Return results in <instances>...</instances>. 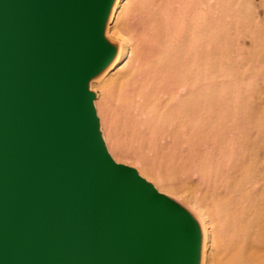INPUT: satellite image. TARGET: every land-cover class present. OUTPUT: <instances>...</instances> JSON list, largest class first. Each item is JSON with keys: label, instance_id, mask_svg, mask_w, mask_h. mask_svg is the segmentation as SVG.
<instances>
[{"label": "water", "instance_id": "obj_1", "mask_svg": "<svg viewBox=\"0 0 264 264\" xmlns=\"http://www.w3.org/2000/svg\"><path fill=\"white\" fill-rule=\"evenodd\" d=\"M117 0H0V264H201L199 220L104 140Z\"/></svg>", "mask_w": 264, "mask_h": 264}, {"label": "rangeland", "instance_id": "obj_2", "mask_svg": "<svg viewBox=\"0 0 264 264\" xmlns=\"http://www.w3.org/2000/svg\"><path fill=\"white\" fill-rule=\"evenodd\" d=\"M126 2L111 32L132 52L122 82L91 85L109 152L207 220L205 264H256L246 258L264 242V0Z\"/></svg>", "mask_w": 264, "mask_h": 264}, {"label": "bare ground", "instance_id": "obj_3", "mask_svg": "<svg viewBox=\"0 0 264 264\" xmlns=\"http://www.w3.org/2000/svg\"><path fill=\"white\" fill-rule=\"evenodd\" d=\"M126 0H117L115 3V6L113 8V12L111 17H113V20L111 21V24L107 26V32H106V37L110 42H117L118 43V47H117V55L116 58L114 60V62L101 74V76L99 78H103L106 79V85H111V84H116V83H120L121 81V73L122 71H124V69L127 67V65H129L130 59L132 57V52L129 50V45L126 43L121 44L120 42H118L117 39H115L112 35L111 32L112 30H116L118 28V17L121 13V11L123 10L125 4H126ZM160 23V22H159ZM158 23V24H159ZM204 30V29H203ZM199 32V31H198ZM206 32V31H205ZM161 33V32H160ZM161 35V34H160ZM171 35V34H170ZM121 36V35H120ZM188 39V38H187ZM125 41V40H124ZM182 41V40H181ZM179 42V41H178ZM181 44V43H180ZM176 47V46H175ZM182 47V46H181ZM183 48V47H182ZM185 51V50H184ZM186 53V52H185ZM178 64V63H177ZM122 85V83L120 84V86ZM206 86V85H205ZM198 88V87H197ZM212 92V91H211ZM208 93V92H207ZM187 96V95H186ZM191 96V95H190ZM213 96V95H212ZM202 98V97H201ZM201 101V100H200ZM190 102V101H189ZM188 102V103H189ZM196 109V108H195ZM185 110V109H184ZM183 110V111H184ZM196 111V110H195ZM186 113V112H185ZM182 114V113H181ZM191 116V115H190ZM103 131V130H102ZM104 136V140L105 143L107 145V148L109 150L108 147V141ZM113 137V136H111ZM114 138V137H113ZM112 138V139H113ZM115 140V141H114ZM115 144V146H117L119 148V139L116 140V138H114L112 140ZM111 154V153H110ZM112 155V154H111ZM112 157L114 158V156L112 155ZM115 159V158H114ZM190 174H200V178L202 179H206V174L203 171L200 170H190L189 171ZM188 174V173H187ZM164 180V179H163ZM153 181V180H152ZM155 182V181H154ZM183 206H185L183 204ZM199 223L201 226V231H202V236H203V245H202V258H201V264H205V259L207 257V253L209 251V247H208V239H209V225L207 220H205V218L199 219ZM211 227V226H210ZM211 236V235H210ZM263 243V244H262ZM260 242L259 246L256 247V249L253 251L254 253H252V256H249L248 259L250 262L252 260V258L257 261L256 264H264V260L260 261V253H264V242ZM210 244V243H209ZM253 247V246H252ZM237 249V247H236ZM215 250V249H214ZM213 250V251H214ZM251 250V248H250ZM233 252V251H232ZM218 256V255H217ZM219 257V256H218ZM217 263V262H216ZM221 264V263H220Z\"/></svg>", "mask_w": 264, "mask_h": 264}]
</instances>
